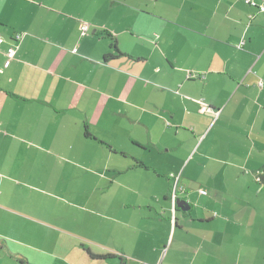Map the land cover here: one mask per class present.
Masks as SVG:
<instances>
[{
    "label": "crops",
    "instance_id": "1",
    "mask_svg": "<svg viewBox=\"0 0 264 264\" xmlns=\"http://www.w3.org/2000/svg\"><path fill=\"white\" fill-rule=\"evenodd\" d=\"M15 33L13 59L0 47V211L60 226L45 187L25 191L38 164L93 161L73 151L97 142L87 131L110 146L98 143L113 173L104 210L130 232L107 247L118 264H264V11L242 0H0V36ZM113 38L131 58L104 59ZM114 152L129 163L110 170ZM129 173L133 186L118 180Z\"/></svg>",
    "mask_w": 264,
    "mask_h": 264
},
{
    "label": "rangeland",
    "instance_id": "2",
    "mask_svg": "<svg viewBox=\"0 0 264 264\" xmlns=\"http://www.w3.org/2000/svg\"><path fill=\"white\" fill-rule=\"evenodd\" d=\"M126 143L129 144L128 141ZM119 145L124 147V144ZM129 145L126 146L127 151H134ZM73 148L76 154L77 149L85 150L89 155L96 153L94 160L87 161L81 156L82 160L77 162L64 160L38 164L36 178L30 181L34 187L25 191L32 194L41 189L36 185L45 187L46 196L53 199L55 212L60 214V226H45L20 213L1 210L0 215L4 214L0 216V247L3 246L0 264H118L112 258L93 259L87 252L104 255L108 246L116 244L118 239L130 233L128 228L117 222L116 216L104 210V200L107 202L105 191L113 177L112 171L109 173L105 168L106 151L98 142L84 148ZM4 149L0 145L1 155ZM48 149L47 154L53 156L52 149L59 148L53 146ZM61 149L71 150L67 146ZM108 159L110 170L115 165L123 167L129 163V159L115 152ZM118 180L124 185L133 186L138 183L139 177L129 173L119 176ZM119 208L114 207L115 215L119 210V214L126 213L131 218L136 216L131 210L121 211ZM1 218L6 219L7 223L2 222Z\"/></svg>",
    "mask_w": 264,
    "mask_h": 264
},
{
    "label": "trees",
    "instance_id": "3",
    "mask_svg": "<svg viewBox=\"0 0 264 264\" xmlns=\"http://www.w3.org/2000/svg\"><path fill=\"white\" fill-rule=\"evenodd\" d=\"M242 1H243L244 3H246V4H248L249 6H251V7H253V8H256V9H257V12H263V11H264V10H260L259 6H257V5H253L252 2H249V1H247V0H242ZM254 1H255L256 3H258V4H260V3H263V4H264V0H254ZM250 15H252V16L250 17ZM254 15H255V12H252V13H249V14H248V20H247L248 22H247V23L250 22V20L254 17ZM84 23H86V22H82V23L80 24V26H81L82 24H84ZM86 24L88 25V23H86ZM80 26H79V31H80V34H82V33H81ZM87 31H88V29H87ZM87 31H86V32H87ZM84 34H86V33H84ZM84 34H82V35H84ZM103 34H104V36H106V37L112 38V36H110L109 34H107V33H105V32H104V33H101V35H103ZM154 35H155V34H154ZM17 36H19V37L17 38ZM0 38L3 40V42L0 43V47H1L3 44H6V48H5V51H4V54H5V53H6V50H7V48H8L9 46H15V50H16V42H18V41L20 40V38H21V34H20V33H15L14 35H12V37H11L10 39H5V38H3V37H1V36H0ZM241 41H243V42L245 43V40L241 39ZM241 41H240V42H241ZM240 42H239V44H240ZM244 43L242 44V46L244 45ZM239 44H236V46L238 47ZM110 46H111L112 50H110L109 52H106V53L104 54V59H105L106 61H107V60H111V59H113V58H119V57H122V56L130 57V58L132 57V56H130V55H128V54H123V53L118 49L117 44H116L114 38L111 40ZM242 46H239L238 48H241ZM5 56H6V54H5ZM6 58H7V60H11V59L14 58V56H13L12 58H8V57L6 56ZM136 59H137V60H140V59H143V57H138V58H136ZM190 76H191V74H190V72H189V73H188V77H190ZM260 81H262V85H263V84H264V81H263L262 79H259L257 83H259ZM85 134L87 135V137H89V138H91V139L97 141L98 143L103 144V145H105L106 147L110 148V146H109L106 142H104V141H102V140H100V139H98V138L92 136V135L89 134L87 131H85ZM119 153H120L121 155H125L124 152H119ZM135 164H136V163H135ZM257 180H258L259 183H261V184L264 185V172H262V174H259ZM87 252H88V255H89L90 257H92L93 259H97V260H98V259L103 260V259H107V258H111V257H112L111 254L99 255V254L91 253L89 250H88ZM120 264H124V263L121 261Z\"/></svg>",
    "mask_w": 264,
    "mask_h": 264
},
{
    "label": "built area",
    "instance_id": "4",
    "mask_svg": "<svg viewBox=\"0 0 264 264\" xmlns=\"http://www.w3.org/2000/svg\"><path fill=\"white\" fill-rule=\"evenodd\" d=\"M247 1H249V2H252V4L253 5H257V6H259V8H260V10H264V4L263 3H260V4H258V3H256L254 0H247ZM252 15H250V17H251ZM80 29H81V33L82 34H84V33H86V31H87V29H88V25L86 24V23H84V24H82L81 26H80ZM19 36H17V38H18ZM1 42H3V40L0 38V43ZM244 42L243 41H241L240 42V44H239V46H242V44H243ZM238 46V47H239ZM15 46H9L8 48H7V50H6V56L8 57V58H12L14 55H15ZM258 85L259 86H262V81H260L259 83H258ZM200 191V193H205L206 191L205 190H203V189H200L199 190Z\"/></svg>",
    "mask_w": 264,
    "mask_h": 264
},
{
    "label": "water",
    "instance_id": "5",
    "mask_svg": "<svg viewBox=\"0 0 264 264\" xmlns=\"http://www.w3.org/2000/svg\"><path fill=\"white\" fill-rule=\"evenodd\" d=\"M176 206L177 208H179L182 211H186L189 209L190 205L188 204V202L185 199H181V198H176Z\"/></svg>",
    "mask_w": 264,
    "mask_h": 264
}]
</instances>
